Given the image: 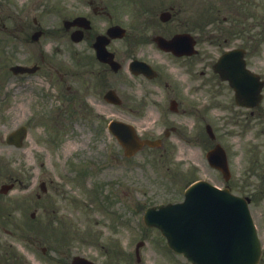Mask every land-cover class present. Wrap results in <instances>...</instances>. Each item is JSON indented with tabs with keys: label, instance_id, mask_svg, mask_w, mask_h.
Here are the masks:
<instances>
[{
	"label": "rangeland",
	"instance_id": "1",
	"mask_svg": "<svg viewBox=\"0 0 264 264\" xmlns=\"http://www.w3.org/2000/svg\"><path fill=\"white\" fill-rule=\"evenodd\" d=\"M23 1L2 0L0 3V14L5 17L2 23L0 20V35L4 38L9 34L16 35L15 38L10 35V38H14L18 45V38L27 34L24 29L32 25L33 17L49 25L57 23L53 15L43 16L40 0L22 5ZM205 1L207 32L204 46L210 49L238 44L258 47L252 66L264 72V35L260 36L264 32V0H245V3L233 0L232 5L228 0ZM70 2L81 12L85 9V0ZM8 4L13 7L8 8ZM131 7L125 6L124 24L131 21ZM13 8L23 13L24 21L11 13ZM247 14L248 18L244 16ZM7 16L15 25L14 28L8 27L10 30L6 24L11 19ZM222 16L228 21L219 22L217 18ZM213 17L216 21H212ZM176 23L177 20L173 21L174 27ZM230 24L228 29L238 28L240 35L221 31L220 27ZM210 31L217 42L212 41ZM225 37L229 38L227 42ZM61 40H52L51 44L57 43L61 48L56 54L66 59L64 54L68 56V50ZM135 41L130 29L120 44L133 47ZM21 46H15L18 50L15 51V60L26 59L23 57L41 60L39 45L23 47L22 43ZM80 46L75 47L77 53L68 59L79 63V74H63L60 59L52 60L46 56L44 74L29 76L22 83L21 79L7 77V49L0 42V185L15 182L6 195L0 196L7 210L4 226L12 229L10 234H5L0 224V264H59L63 257L69 261L74 253L91 255L98 261L112 264H188L163 243H157V230L141 231L140 206L144 208L179 199L189 179L210 177L212 173L198 150L182 147L177 141L169 142L164 154L147 148L132 158H125L106 130L107 121L119 117L122 111L102 102L99 92L102 85L97 83L93 87L96 76H89L87 48L84 42ZM48 52L46 49L45 53ZM119 82L120 79L116 80L117 88H120ZM126 82L132 94L140 88H148L140 85L137 79L126 78ZM67 85L70 89H66ZM59 88L65 89L68 96H62ZM200 97H204V92ZM70 102L75 108L72 113ZM48 111H52L59 128L56 129L59 138L54 143L49 137L56 126L52 130L44 128ZM187 119L193 121L192 117ZM21 124L28 130L22 147L8 145L4 140L6 134ZM71 163L76 167L72 168ZM194 163L198 165L194 167ZM84 164L88 165V173L85 177H76L73 170ZM187 168L189 171L184 173ZM40 180L46 182L48 191L37 197ZM259 210L254 209L253 213L264 242V208L262 215ZM31 213H34L33 219ZM43 223L65 226L67 235L69 232L73 235V239L68 240L72 242L70 253L62 251L60 245L42 232ZM28 226L30 232L25 230ZM19 230L22 234L28 233L23 240L17 238ZM86 231L89 236L85 235ZM139 238H145L147 243L142 249V260L137 263L131 251ZM42 247H46L44 253Z\"/></svg>",
	"mask_w": 264,
	"mask_h": 264
},
{
	"label": "water",
	"instance_id": "2",
	"mask_svg": "<svg viewBox=\"0 0 264 264\" xmlns=\"http://www.w3.org/2000/svg\"><path fill=\"white\" fill-rule=\"evenodd\" d=\"M177 45L178 40H174L171 46L174 47ZM254 94L253 99L256 100L258 94H256V91H254ZM22 134L23 130L21 129L17 131L15 139L12 135L9 136L8 139H14L15 142L19 143ZM199 189L211 190L208 185L199 183L190 189L189 194L192 195ZM182 210L183 205L181 204L172 209L170 207L167 209L162 208L161 213L166 215L159 218L163 221L158 223V225L168 237V242L174 249L183 252L184 255L197 264L257 263L260 253L259 242L247 211L241 215L242 220L240 223L235 222L234 225H230L224 223L225 221L222 220L223 234L220 235L219 233L217 237L214 238L215 232L212 227L216 225V222H208L205 224L186 223L183 222L182 217L175 220L177 214H174V212L181 213ZM243 210L245 209L241 208L239 212ZM146 219H148V217H146ZM207 229H209L211 233L210 236H207L203 241V235H205ZM230 238V243L227 245L226 242ZM213 250L216 253H212ZM76 261L79 264H88L86 260L80 258H77Z\"/></svg>",
	"mask_w": 264,
	"mask_h": 264
},
{
	"label": "flooded vegetation",
	"instance_id": "3",
	"mask_svg": "<svg viewBox=\"0 0 264 264\" xmlns=\"http://www.w3.org/2000/svg\"><path fill=\"white\" fill-rule=\"evenodd\" d=\"M88 16H89V2H88ZM92 37V34H91V31L89 30V28L87 29V42H88V47L91 46V42H89V39ZM109 49H112V47H108ZM159 53L161 55H164L166 57H172V59L174 58L173 56L170 55V53H167V52H164V51H159ZM244 56H245V59H246V62L248 63V51L245 50L244 52ZM178 60H181L183 61V63L185 64L186 66V69L190 72H193V76L197 79L198 81V86H205V78H204V68L206 66V55H205V51L200 48V47H197V52L192 54V55H189V56H185V57H182V58H177ZM155 67H158L159 66H155ZM157 79V77H155L154 79H151V81L153 80L154 83L155 80ZM221 83V82H219ZM163 87H166V84H158L156 83V86L154 87V89L156 90L155 92H153L154 94L157 93V90L159 88H163ZM160 90V89H159ZM175 112L176 114L180 113V112H186V109L184 107L181 108V110H179V104L177 102H175ZM241 111V110H239ZM246 111L248 112H242L240 114H243L244 117H248L249 114L253 115L254 114V111L252 109H246Z\"/></svg>",
	"mask_w": 264,
	"mask_h": 264
}]
</instances>
